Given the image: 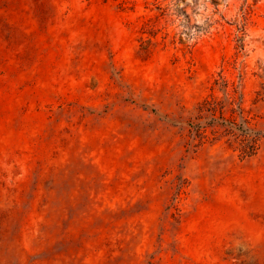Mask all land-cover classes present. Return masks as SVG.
Returning <instances> with one entry per match:
<instances>
[{
    "label": "rangeland",
    "instance_id": "374dc122",
    "mask_svg": "<svg viewBox=\"0 0 264 264\" xmlns=\"http://www.w3.org/2000/svg\"><path fill=\"white\" fill-rule=\"evenodd\" d=\"M0 264H264V0H0Z\"/></svg>",
    "mask_w": 264,
    "mask_h": 264
},
{
    "label": "trees",
    "instance_id": "16d2710c",
    "mask_svg": "<svg viewBox=\"0 0 264 264\" xmlns=\"http://www.w3.org/2000/svg\"><path fill=\"white\" fill-rule=\"evenodd\" d=\"M152 35H155V34L152 32ZM230 125H231V127L235 126V124L232 122H230Z\"/></svg>",
    "mask_w": 264,
    "mask_h": 264
}]
</instances>
